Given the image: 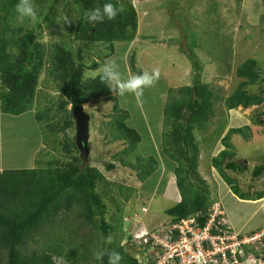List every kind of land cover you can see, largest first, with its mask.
Returning <instances> with one entry per match:
<instances>
[{
    "label": "rangeland",
    "instance_id": "374dc122",
    "mask_svg": "<svg viewBox=\"0 0 264 264\" xmlns=\"http://www.w3.org/2000/svg\"><path fill=\"white\" fill-rule=\"evenodd\" d=\"M85 1L82 0L83 3ZM119 2H130L135 8L137 31L131 40H118L110 44L89 42L84 36H77L75 30L80 14L72 0H33L37 9L36 20L26 19L23 24L16 20V24H13L16 5L10 7L7 0H0V40L4 34L16 35L21 38L20 44L23 46L22 40L30 36L33 38L30 50L34 64L42 56L39 55L40 51L44 56L33 109L22 115L0 111L1 171L68 164L73 155L80 156L79 151L73 155L67 151L68 139L75 138V125L62 131L64 122L58 116L60 103L67 98L62 92L63 83H69L71 78L62 80L63 71L57 65L60 61H68L69 53L75 68L82 69L85 81L98 76L102 67L111 61L116 62V70L123 79L138 74L137 70L152 72L158 69L159 79L152 86L145 87L142 96L137 97L130 92L120 95L111 90L108 96L93 98L84 105L91 116V154L85 164L97 167L104 174L105 180L98 184L97 191L107 204L105 217L112 226L108 236H112V244L119 242L127 252L135 255L137 249L131 246L129 236L142 234L145 229L171 217L167 210L182 199L175 183L177 164L166 160L163 149V139L168 129L164 106L175 91L193 86L199 78L203 84H210L214 91L215 115L213 119L208 118L207 130L201 135L196 132L200 148L197 175L201 179L195 175L193 180L198 187L209 190L211 204L220 203L236 232L248 234L260 230L264 226V197L254 200L255 203L241 199L240 195L234 194L212 161L226 149L222 139L230 128L248 126L246 136L239 133L231 137L233 148L229 150L235 155L226 158L224 165L230 159H235L244 166L243 172H226L249 198H256L260 192L264 194V173L254 175L255 168L264 165V103L248 109L239 107L228 110L224 102L242 81L237 77L236 70L248 59L257 61L262 70L261 85L264 87V0ZM66 19L69 22L65 23ZM87 23L89 26L84 28L85 35L93 32L91 28L97 29L99 22L89 23L87 20ZM36 43L41 45L40 51L35 49ZM58 46L61 48L58 49ZM186 47L196 54L201 70L187 56ZM7 49L14 55V62L22 63L24 48L8 46ZM3 91L5 83L0 74V94ZM250 92H259V88H251ZM116 104L119 109L129 111L128 124L141 135V141L133 152L125 151L128 148L126 140H113ZM1 107L0 102V110ZM66 108L70 111L72 105ZM37 110L45 113L43 124L50 122L58 131L56 144L52 142L55 136H51L48 130L44 131L41 127V134V128L34 118ZM220 126L224 127L221 135ZM47 137L51 141L49 145L46 142L42 144ZM150 157L160 162V168L156 175L143 182L141 167L144 160ZM111 164L113 169L108 167ZM143 208H147L149 213H144ZM78 212L73 210L67 222L75 230L71 233L73 245L88 251L95 245L101 247L104 234L86 224L85 219L78 218ZM58 220L56 225L62 219ZM43 235L46 236V232ZM47 238L37 236L29 246L42 248ZM261 252L264 253V246ZM89 258H92L89 264L95 262V255ZM56 264L72 263L59 257ZM79 264H83V260ZM94 264H101V261Z\"/></svg>",
    "mask_w": 264,
    "mask_h": 264
},
{
    "label": "trees",
    "instance_id": "16d2710c",
    "mask_svg": "<svg viewBox=\"0 0 264 264\" xmlns=\"http://www.w3.org/2000/svg\"><path fill=\"white\" fill-rule=\"evenodd\" d=\"M16 1L7 0V5L14 7L17 4ZM72 1L80 14L75 30L78 37L84 36L89 42L98 41L110 44L118 40H131L134 37L137 31V15L130 2H119V0H98L97 3L95 0H86L84 3L82 0ZM108 2L121 8L124 7L123 12L115 20L105 19L99 22L96 25L97 29L93 27L91 28L93 32L85 35L84 28L89 26L86 12L102 7ZM15 20L17 21L16 17L13 19V24H16ZM1 39L0 74L5 83V91L0 94L2 112L22 115L34 107V94L38 87L40 68L44 58L39 49L41 45L35 44V49H38L41 52L39 55L42 56L34 64L30 50L33 38L25 37L22 40L23 46L20 44L21 38L16 35L6 36L4 34ZM8 46L24 48L25 56L22 61L19 59L22 63L13 61L14 55L7 49ZM60 48L61 46H58V49ZM186 54L201 70L200 62L194 51L186 47ZM57 66L60 71H63L62 80H66L67 77L71 78L69 83L65 81L63 83L62 92L67 98L62 99L58 109L60 121L64 122L62 131L65 132L66 129L75 125L72 116L74 106L85 105L93 98L108 96L111 89L101 81L100 74L85 81L82 78V69L75 68L71 53L68 55V61H60ZM137 72L141 73L139 70ZM261 73L262 70L258 67L257 61L253 59H248L238 66L236 75L242 81L234 92L224 99L228 110L239 107L248 109L264 103ZM258 84L260 86H257ZM254 87L259 88V92H250V89ZM168 100L164 106L165 123L168 129L164 135L163 149L166 160L169 159L177 164L174 171L175 183L181 192L182 199L177 205L169 208L167 213L175 219L198 212H202L205 216L212 204L209 201V190L198 187L193 180L195 175L201 179L197 175L200 148L196 132H200L201 135L208 128V118L213 119L215 94L210 84H203L198 78L193 86L180 88ZM68 105H72L70 111L66 108ZM115 112L113 140H126L128 148L125 151L133 152L141 141V135L128 124L130 118L128 110L119 109L116 104ZM44 116V111L37 110L34 114L35 121L44 131L48 130L51 136H55L52 142L56 144L58 131L50 122L43 124ZM42 128L41 134L43 135ZM223 128V126L219 128L220 135L224 132ZM246 129H249L248 126L230 128L222 139V144L226 149L213 158L212 162L234 194L240 195V198L245 200H259L264 197L263 192H260L254 199L249 198L236 180L228 176L226 172V170L243 172L244 166L235 159H230L224 165L226 158H233L235 155L232 150H229L233 148L230 143L231 137L239 133L246 136ZM45 142L49 145L51 141L47 137L42 144H46ZM67 151L71 154L79 153L75 138L68 139ZM121 161L126 163L123 159ZM108 167L109 169L114 168L112 164ZM141 168L140 177L143 182H146L157 174L160 162L150 157L144 160ZM263 173L264 165H259L254 170L255 176H261ZM104 180V174L97 167L84 164L78 154L73 155L72 161L68 164L0 171V264H56V259L59 257H64L72 264H79L80 260H83V264H89L92 259L89 257L94 255V252L105 249L119 252L122 256L120 264H139L136 257L127 252L119 242L116 245L106 243L112 226L105 217L107 204L103 195L97 191L98 184ZM73 210L76 212L79 210L78 218L85 219L86 224L104 234L101 247L95 245L89 250L93 254H88V250L73 245L74 237L71 233L75 230L71 229L67 223L68 216ZM59 218L62 219L61 223L56 225ZM45 232L46 236L43 235ZM37 236L41 238L48 236L47 242L42 248H31L30 242ZM129 237L131 239L132 236ZM94 260L98 261L96 258ZM107 261L108 257L105 255L101 264H107Z\"/></svg>",
    "mask_w": 264,
    "mask_h": 264
},
{
    "label": "built area",
    "instance_id": "2783aa9c",
    "mask_svg": "<svg viewBox=\"0 0 264 264\" xmlns=\"http://www.w3.org/2000/svg\"><path fill=\"white\" fill-rule=\"evenodd\" d=\"M131 236L139 264H264V226L250 234L236 232L220 203L205 216L169 217Z\"/></svg>",
    "mask_w": 264,
    "mask_h": 264
},
{
    "label": "clouds",
    "instance_id": "9594fccd",
    "mask_svg": "<svg viewBox=\"0 0 264 264\" xmlns=\"http://www.w3.org/2000/svg\"><path fill=\"white\" fill-rule=\"evenodd\" d=\"M121 12H123V8L108 2L104 3L102 7L88 10L85 15L89 23H96L103 22L105 19L108 21L115 20ZM15 13L16 19L20 24H23L26 19L35 21L37 17V9L33 0H18L15 6ZM67 22H69V20L66 19L65 23ZM117 67L118 66L115 61L106 63L101 69L100 79L103 83L107 84L111 90L120 95L130 92L134 93L137 97L142 96L144 88L152 86L160 76L159 70L154 69L152 72L144 71L139 74L132 75L127 79H123L121 73L116 70ZM257 231L259 230L250 233ZM112 240V236H108L106 238V243L111 244ZM94 255L95 258L100 261H103L104 256L107 255V264H120V261L122 260V256L119 252L108 251L106 249L96 251L94 252Z\"/></svg>",
    "mask_w": 264,
    "mask_h": 264
},
{
    "label": "water",
    "instance_id": "95a60500",
    "mask_svg": "<svg viewBox=\"0 0 264 264\" xmlns=\"http://www.w3.org/2000/svg\"><path fill=\"white\" fill-rule=\"evenodd\" d=\"M73 120L75 121V143L80 152V158L83 163L89 161L91 154L90 146V123L91 116L85 111L84 105H76L72 111Z\"/></svg>",
    "mask_w": 264,
    "mask_h": 264
},
{
    "label": "crops",
    "instance_id": "0c3cea01",
    "mask_svg": "<svg viewBox=\"0 0 264 264\" xmlns=\"http://www.w3.org/2000/svg\"><path fill=\"white\" fill-rule=\"evenodd\" d=\"M0 111H2V109L0 110ZM1 146H0V151H1ZM37 150V149H36ZM2 157H3V154H2ZM1 160L2 159H0V162H1ZM2 167V163L0 164V168ZM2 169H0V171H1ZM240 202H241V200L240 199H238ZM246 202H249V203H255V201L254 200H248V201H246ZM224 213H225V215H226V218H227V220H228V222L230 223V221H229V219H228V215H227V212H225V210H224ZM231 224V223H230ZM256 231V230H255ZM251 232H253V231H251ZM238 233H240V232H238ZM240 234H243V233H240Z\"/></svg>",
    "mask_w": 264,
    "mask_h": 264
}]
</instances>
